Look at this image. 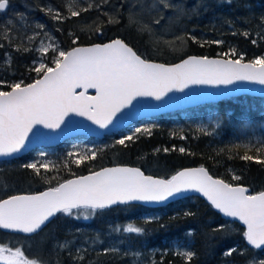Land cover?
<instances>
[{"label": "trees", "instance_id": "1", "mask_svg": "<svg viewBox=\"0 0 264 264\" xmlns=\"http://www.w3.org/2000/svg\"><path fill=\"white\" fill-rule=\"evenodd\" d=\"M186 1L191 3V0ZM113 2L120 5L118 14L111 15L115 17L116 23L109 22L108 13ZM198 2L197 12L182 20L185 24L183 34L186 50L180 55L168 50L155 56L147 34L126 20L124 1L9 0L6 10L0 11V81L6 82L0 85V90H10L7 85L11 83L23 81L24 85L38 78L32 71L38 65L41 53L37 48L42 32L38 24L45 25L44 28L49 29L66 50L77 44L105 42L119 36L144 58L166 63L176 62L188 55L239 58L238 55H223L233 48L237 54L244 55L243 61H251L264 54V21L261 20L264 17V0ZM89 3L93 4L90 10L81 12L78 17L70 15L69 7L79 10L87 8ZM48 9H52L51 15ZM57 11L64 18L53 19ZM95 24L105 32L85 29ZM245 31L249 33L248 36L243 35ZM191 37H195V40ZM216 40L223 43H213ZM45 56L47 65L54 66L51 63L52 49ZM204 107L159 116L150 134H137L133 141L127 142V146L118 144L116 138L111 136L103 138L105 147L99 145L100 140L91 139L92 143L98 145L96 158L85 160L79 165L66 152L62 154L64 145L58 146L55 171L50 174L46 172L47 175L42 176L35 191L55 187L70 177L113 164L138 166L147 174L165 178L183 167L205 166L211 174L229 183L249 186L252 192L263 191L264 163L241 157L247 154L264 160V152L256 151L257 147L264 146L261 143L264 142V98L243 95L210 104L209 107L216 111V122L209 124L202 123L204 116L201 110ZM245 145L254 147L246 150ZM180 148L185 151L180 152ZM233 176H239L240 180H234ZM3 182L7 186H3L0 198L28 192L32 188L12 177ZM95 211L97 214L88 223L67 214H57L44 227L42 236L56 230V242L49 248H55V245L59 248L58 240L63 241L66 235L72 239L81 238L84 242L82 247L86 248V259H79L77 256L81 254L73 249V260L67 264H95L98 261L103 264H122L124 261L120 260H129L128 256L118 251H104L115 249L112 243L118 238L139 252L152 250L155 253L154 264H248L249 261L264 259V250L247 245L243 235L245 228L240 223L224 219L209 202L199 196H191L166 207L122 204ZM185 213L192 215L186 216ZM128 224L141 227L144 231L123 233L122 229ZM220 225L225 226L224 230L214 231ZM175 240L189 242L195 254L191 261L171 248V242ZM120 244L124 247V244ZM72 248L78 247L74 244ZM230 248H236L237 251L225 256L224 253ZM145 260L148 262V258ZM48 264H51L49 260Z\"/></svg>", "mask_w": 264, "mask_h": 264}, {"label": "snow or ice", "instance_id": "2", "mask_svg": "<svg viewBox=\"0 0 264 264\" xmlns=\"http://www.w3.org/2000/svg\"><path fill=\"white\" fill-rule=\"evenodd\" d=\"M8 3L9 0H0V11L6 10ZM163 6L173 7L167 2ZM92 7L93 4L89 3L87 8L72 10L69 7L68 10L72 17H78L81 12ZM47 11L52 14V9ZM52 18L60 20L64 17L57 11ZM161 19L163 17L153 23L159 25ZM261 20L264 21V17ZM109 22L114 21L110 19ZM37 27L44 28L45 25L38 24ZM142 30L152 29L149 25H143ZM243 35L248 36L249 33L245 31ZM191 39L195 40V37ZM252 42L256 43L255 40ZM213 43L219 45L223 41L216 40ZM50 48L53 52V67L40 62L32 69L38 76L32 83L22 86L23 81H20L8 84L10 91L0 90V156H11L22 151L29 140V133L38 136V132L33 131L37 125L48 129L61 128L70 113L86 116L100 129H108L113 125L114 118L120 121L117 114L132 105L137 97H155L160 100L173 89L183 90L189 85H232L237 81L264 85V57L244 63V55L237 54L234 48L223 55H238L237 59L189 56L170 66L142 59L121 39L102 45L75 47L70 51L60 50L52 44H42L39 51L44 54ZM5 83L0 81V85ZM77 89L83 91L77 92ZM88 89H95L96 94L88 95ZM142 132L150 134L151 129L138 127L132 135L122 137L117 143L127 146L128 141H133ZM48 137L55 138L52 135ZM244 147L247 150L254 146ZM179 151L183 153L185 149L180 148ZM256 151L264 152V146L257 147ZM40 155L44 156L43 153ZM73 155L69 153V156ZM96 155V151L88 150L73 162L79 165L85 160L95 159ZM241 158L264 163V160L247 154ZM23 167L39 175L41 169L47 172L57 166L41 159ZM233 179L238 181L240 177L233 176ZM189 190L203 193L214 208L225 216L242 221L247 226L243 234L247 243L255 249L264 248V191L249 195L248 189L243 186H233L222 179H214L203 166L177 171L169 179L145 175L140 168H102L87 176L65 180L35 195H12L0 199V229L34 234L57 214L71 216L74 210L85 209L95 212L97 209L137 200L161 202ZM81 214L87 218V213ZM224 228V225H220L214 231H223ZM123 231L142 233L144 229L128 224ZM67 246V243L60 245L61 248ZM236 251V248H230L224 255L231 256ZM177 254L188 261L195 255L192 251H179ZM133 255L139 257L140 254ZM79 259L83 260L84 257L80 256ZM0 260L7 261V264H37L35 260H28L20 248L13 251L3 246H0ZM133 264H136L135 260ZM248 264H264V259L249 261Z\"/></svg>", "mask_w": 264, "mask_h": 264}, {"label": "water", "instance_id": "3", "mask_svg": "<svg viewBox=\"0 0 264 264\" xmlns=\"http://www.w3.org/2000/svg\"><path fill=\"white\" fill-rule=\"evenodd\" d=\"M115 39H121L122 41H124V43H126L129 47H131L138 55H140L130 44H128L122 37H119V36L111 38L105 42H96V43H91V44H77L69 48L66 51H70L72 48H75V47H90L95 44L102 45V44L110 43L111 41ZM140 56L142 59H146L142 55ZM189 56L203 57L200 55H188L173 63H166V62L156 61L152 59H146V60H148L149 62L165 64V65L170 66V65L180 63L183 59H186ZM207 57L210 59H237L233 57H224V56H207ZM249 61H242V62L246 63ZM10 90H7V91H10ZM79 91H83V89H77V92ZM87 94L95 95L96 94L95 89H88ZM243 95L264 98V85H261L259 83L248 82V81H237L232 85H189L187 88H184L183 90L173 89L171 92L163 96L160 100H157L155 97H137V99L133 101L132 105H129L127 109H123L122 113L117 114V116L120 117V121L117 122L114 118L113 125H110L108 129H100L98 125L93 124L92 121H90L86 116H79L75 113H70L68 117H65V123L62 124L61 128L59 129H48V128H45L43 125L35 126L33 131L38 132V136H33L32 133H29V140L26 141V147L22 151L15 153L11 156H0V161L19 158L20 156L37 151L39 149H56L58 146L64 145L68 142H72V141H75L81 138L101 140L105 138L106 136L127 132L134 125L140 124L144 121H151V120L157 119L159 116L163 114L177 112V111L183 112V111L195 109V108L210 105V104H216L225 99L235 98V97H239ZM49 135H52L55 138H49L48 137ZM117 166L140 168L138 166H133L129 164H113V165H107V166L101 167L97 170H94V171H91L85 174H80V175L70 177L66 180L75 179L80 176H87V175H90L92 172L101 170L102 168H111V167H117ZM197 167H200V166H187V167H183L179 169L178 171L188 169V168H197ZM203 167L207 169L208 174L211 175L214 179L224 180L221 177L211 174L207 167L205 166ZM140 169L145 175L153 176L154 178H162V179L170 178V177L165 178V177H159V176L147 174L144 172L142 168ZM224 181L226 183H229L226 180ZM233 186H243L247 188L248 189L247 194L249 195H255L259 193V192H252V189L246 185L233 184ZM47 189L48 188H45L43 190L36 191V192L19 193V194H14V195H35L40 192H44ZM191 196H199L211 204V202L207 199L206 196L203 195V193L197 192L195 190H189L181 194H177L169 198L168 200L161 201V202L137 200V201H129L123 204H141V205L149 206V207H166L174 202L180 201L182 199H185ZM117 205H122V204L118 203L110 207H114ZM214 209L218 213H220L224 219H227L230 221H236L240 223L245 228V232L247 231V226L243 224L242 221H239L238 218L227 217L223 213H221L218 209L216 208ZM54 217L50 218V220L46 222L45 225L41 227V229L44 228ZM6 231L23 233V232L14 231V230H6ZM24 234H28V233H24ZM247 245L254 248L248 243ZM263 249L264 248L257 249V250H263Z\"/></svg>", "mask_w": 264, "mask_h": 264}, {"label": "rangeland", "instance_id": "4", "mask_svg": "<svg viewBox=\"0 0 264 264\" xmlns=\"http://www.w3.org/2000/svg\"><path fill=\"white\" fill-rule=\"evenodd\" d=\"M124 1V14L126 16V20L129 23L134 24L136 28L139 30L145 32L147 34L148 41L150 45L152 46V52L155 56L162 55L163 53L167 52L168 50L175 53L176 55L182 54L186 50V41L184 38V27L185 24L182 23V20L185 16L191 15L198 10L199 2L198 0H191V3H187L186 0H121ZM167 2L171 4L173 7L171 8H165L163 6V3ZM117 5V7H115ZM112 9L109 11V19H112L116 23L115 17H111V15L118 14V7H120L119 4H115L113 2L110 6ZM182 10V11H178ZM163 17V19L160 20V24L156 25L153 23L154 20ZM143 25H149V27L152 29L151 31L148 30H142ZM42 29V32L40 33L41 38L40 42L38 43V50L40 49L41 45L47 46L48 44H52L55 47H58L60 50L66 51L65 48L61 46V42L54 36V34L49 30L45 28ZM87 31H93L96 32L97 30H100V32L104 33L105 30L98 29L97 24H95L93 27H85ZM51 49V48H50ZM49 49V50H50ZM48 50V51H49ZM40 52V51H39ZM46 53L42 54L40 53V59L38 60V63L43 62L47 65L46 62ZM264 57V54L259 56ZM48 66V65H47ZM53 67V66H48ZM204 109L202 108L201 114L203 117V122L209 124L211 122H216V111L209 107V105H206ZM156 119L151 121H144L140 124L134 125L132 129L128 130V135H132L134 130L138 127H148L152 128L156 123ZM103 147H105L103 145ZM64 150L62 151V154L66 152V155L69 156V153H74L75 155L71 156L73 159H78L79 155L91 150V151H97V147L95 143H91L89 141L85 140H76L69 142L64 145ZM43 153V152H41ZM41 153H38V158L44 159L46 161H50L48 157L44 156L41 157ZM3 186H7V183H5ZM5 191V190H4ZM87 213V218H84V215L81 213ZM159 213V212H158ZM97 214V212H92L90 209L85 210H74L73 215H71V218H74L80 222L88 223L91 222L94 216ZM149 217V216H147ZM126 227V226H124ZM124 229V228H123ZM122 229V230H123ZM116 228L113 227V231H115ZM123 233H126L125 231H122ZM116 241V240H115ZM121 239L118 238V241L112 243V247L117 249L118 252L123 254L124 256H128L129 260L123 259L120 261H124L122 264H129L130 261H136V264L142 263L145 264L147 262L145 259L148 258L147 264L151 263L154 264V252L147 251L146 253L139 252L137 250H134V248L131 247L129 243H123ZM124 247H121V244ZM57 245H55V248ZM171 248H173L176 252L179 251H191V247L189 242L187 241H172L171 242ZM133 253H139V257H135ZM264 256V254H263ZM123 258V257H122Z\"/></svg>", "mask_w": 264, "mask_h": 264}, {"label": "flooded vegetation", "instance_id": "5", "mask_svg": "<svg viewBox=\"0 0 264 264\" xmlns=\"http://www.w3.org/2000/svg\"><path fill=\"white\" fill-rule=\"evenodd\" d=\"M128 134H129L128 132H125L110 136L116 138V140L118 141L122 137L128 136ZM81 139L92 143L91 139H85V138H81ZM101 140L99 141V145L100 146L105 145L106 144L105 139L103 141ZM97 146L98 145L96 144V147ZM41 152L47 153L45 154L46 157L51 159L50 161L56 165L57 152L55 149H39L37 151L20 156L19 158L0 161V196L3 194V184L1 182H3L4 179L7 180L9 177L16 178L17 180H21L22 181L21 183L24 186L28 185L27 187H32L28 189V192H22V193L36 192L35 188H37V186L40 185L42 181V176L47 174L44 169H41L40 174L37 175L34 173L32 169H28L23 166L28 163H32V162H36L37 160H40L37 156L38 153ZM54 171L55 169H52L50 171H47V173L50 174ZM15 194H19V193H15ZM11 195L2 196L0 199H4ZM43 231L44 228H42L41 230L37 231L34 234H24V233H18V232H12V231H6L0 229V246H3L5 248H10L13 251L16 248H20L21 251L24 253V256L28 260H35L37 261V264H48V260L51 264L71 263L74 256L73 249H75L76 252L77 249H80L81 251L77 252V254H81V255H78L77 257L83 256L84 259H86V252L84 251L86 248L82 247L85 244L81 238L72 239L68 235H66L63 241L58 240L59 248H49L50 246H53L56 242L55 241V237L57 236L56 230H54V232H49L47 235L42 236ZM49 242L50 244L48 245ZM65 243H67L68 246L66 248H61L60 245ZM74 244H76L78 248H72ZM7 255L8 253L5 252V256ZM0 264H7V261L0 260ZM95 264H103V263L98 261ZM145 264H147V262H145Z\"/></svg>", "mask_w": 264, "mask_h": 264}, {"label": "bare ground", "instance_id": "6", "mask_svg": "<svg viewBox=\"0 0 264 264\" xmlns=\"http://www.w3.org/2000/svg\"><path fill=\"white\" fill-rule=\"evenodd\" d=\"M160 177V176H159Z\"/></svg>", "mask_w": 264, "mask_h": 264}]
</instances>
